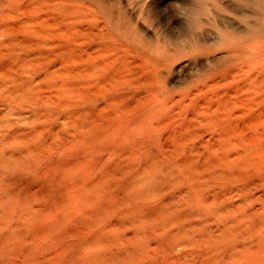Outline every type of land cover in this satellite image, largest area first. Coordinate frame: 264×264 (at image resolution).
I'll return each instance as SVG.
<instances>
[{
    "label": "rangeland",
    "instance_id": "374dc122",
    "mask_svg": "<svg viewBox=\"0 0 264 264\" xmlns=\"http://www.w3.org/2000/svg\"><path fill=\"white\" fill-rule=\"evenodd\" d=\"M261 46L264 0H0V264H264Z\"/></svg>",
    "mask_w": 264,
    "mask_h": 264
},
{
    "label": "bare ground",
    "instance_id": "6f19581e",
    "mask_svg": "<svg viewBox=\"0 0 264 264\" xmlns=\"http://www.w3.org/2000/svg\"><path fill=\"white\" fill-rule=\"evenodd\" d=\"M261 47H262V46H261ZM262 48H263V47H262ZM263 49H264V48H263ZM262 63H264V62H262ZM252 64H253V63H252ZM243 66H244V65H243ZM261 66H262V65H261ZM261 66H260V67H261ZM240 67H241V66H240ZM251 67H253V65H252ZM251 67H250V69H252ZM262 68H263V67H262ZM240 69H241V68H240ZM250 69H249V70H250ZM259 70H260V69H259ZM237 72H238V71H237ZM250 84H252V82H251ZM250 84H249V85H250Z\"/></svg>",
    "mask_w": 264,
    "mask_h": 264
}]
</instances>
